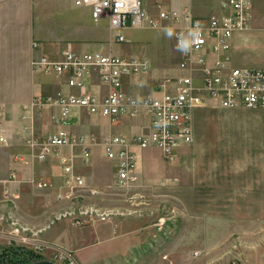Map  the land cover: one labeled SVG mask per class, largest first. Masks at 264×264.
Here are the masks:
<instances>
[{"label":"rangeland","instance_id":"374dc122","mask_svg":"<svg viewBox=\"0 0 264 264\" xmlns=\"http://www.w3.org/2000/svg\"><path fill=\"white\" fill-rule=\"evenodd\" d=\"M147 1L153 16L158 5L205 16L218 12L224 0ZM62 2L0 0V136L6 137L5 143L0 142V264L32 259L58 264H264V192L257 187L264 184V108L243 107L233 115L228 109L211 110L201 129L208 153L203 167L214 171L250 161V185L256 187L250 191V203L183 200L175 158L165 159L158 149L145 151L151 161L140 162L138 180L125 187L115 184L116 170L104 158L99 139L91 158L87 162L79 158L76 165L85 181L82 187L67 182L58 162L51 169L55 158L38 159L27 139L54 127L49 123L45 128L47 109L25 118L23 107L35 94L32 57L51 56L59 48L61 56L63 47L71 43L62 24L69 23L71 29V14L83 9L63 13ZM84 13L80 19L105 38L97 48L148 59V69L134 78L158 77L154 91L181 74L167 23L156 29L126 28V40L117 41L107 19L96 23ZM258 22L264 26V10ZM94 48L91 44L87 50ZM250 56L251 67H264L263 36L257 34L250 42ZM45 75L38 77L48 79ZM221 153V160L213 156ZM243 154L249 157H227ZM236 174L226 172L222 178L229 182ZM38 181L47 186H37ZM247 209L250 222L243 224L250 233L229 231L235 217Z\"/></svg>","mask_w":264,"mask_h":264},{"label":"built area","instance_id":"2783aa9c","mask_svg":"<svg viewBox=\"0 0 264 264\" xmlns=\"http://www.w3.org/2000/svg\"><path fill=\"white\" fill-rule=\"evenodd\" d=\"M74 3L89 8L96 23L107 19L109 27L116 31L117 41L126 40L123 34L126 28L156 29L167 23L172 29L182 73L167 84L169 89L163 86L160 95L137 96L124 90L123 81L128 75H139L148 69L147 58L100 50L78 52L70 46L59 57L47 54L32 57L34 71L66 75L68 86L78 89L67 94L38 93L23 107L25 118L36 111L53 110L51 120L56 130L38 138L31 135L27 142L36 149L39 160L56 158L67 182L73 186L85 185L83 176L76 170L77 159L87 162L93 154L92 140L69 128L76 108L110 122L142 113L148 117V132L112 134L101 143L104 155L115 162V184L119 187L138 180L142 150L155 147L170 160L179 147L192 143L193 111L207 101L225 108H264V67L229 63L230 39L236 31L251 27L254 0H224L219 12L205 16L165 10L159 5L153 16L147 0H74ZM93 74L109 86L107 94L89 90L87 79ZM0 142H6L4 135L0 136ZM37 186L47 184L38 181ZM37 248L41 249V245Z\"/></svg>","mask_w":264,"mask_h":264},{"label":"crops","instance_id":"0c3cea01","mask_svg":"<svg viewBox=\"0 0 264 264\" xmlns=\"http://www.w3.org/2000/svg\"><path fill=\"white\" fill-rule=\"evenodd\" d=\"M61 10L63 13H74L75 9H83L78 14H71L70 24L72 25L71 29L68 27L69 23L62 24L65 28L64 34L68 39H70V44L63 47L66 48L70 46L72 49L78 52H86L92 51L87 50L91 44H94V50H100L97 48L99 44L105 39L100 33L96 31L94 28H89V24L85 22V20H81V16L83 17L86 11L90 16L91 12L87 7H80L74 3V0H62ZM220 4V3H219ZM178 7L180 5L176 4ZM220 6V5H219ZM218 6V12L220 11V7ZM264 10V0H254L253 8H252V17H251V27L245 31H236L231 39V48L229 51V63L233 66H245L251 67L250 61H253L252 56H250V42L254 39V37L258 34V36L264 37V26L258 22L261 18L262 11ZM76 11V10H75ZM217 13V12H216ZM74 19V20H73ZM66 22H69L66 21ZM67 31V32H66ZM258 32V33H257ZM110 37V35H109ZM95 40V41H94ZM116 40V38H115ZM59 41V39H57ZM62 41V40H61ZM62 49V50H63ZM93 50V51H94ZM59 52H61V48L57 50L54 54H50L53 57H59ZM106 53H110L107 51H103ZM122 55V54H120ZM123 56V55H122ZM137 57V56H135ZM179 60V58H178ZM236 61V62H235ZM243 64V65H239ZM177 70L182 73L177 64ZM39 74L43 73H35L36 77L33 81V89L35 90V94L45 92V94L55 95L58 92L62 93H76L78 89L69 87L67 84V76L66 75H56V74H46L48 76L45 80H41L38 77ZM137 75H128L124 78L123 88L125 91L132 95H160L165 87H168V83L165 87H160V91H154V84L159 83L160 79L154 75L134 78ZM89 90L98 93L100 95H105L109 92V86L101 81L97 74H93L87 79ZM33 94V95H35ZM243 107H235V108H225L220 106L215 101H207L204 105L198 106L193 111V129H194V140L192 143L188 145H184L179 147L174 155V170L181 175V182L183 188V196L186 201H194V202H217V203H250V191H254L256 188L253 184L250 185V161L245 163H235L233 165L226 166L225 168L220 166L219 169H215L214 171H210L206 167H203L202 159L205 158L208 154L206 152L207 148H205V144H207V136L204 135L203 131H201L205 120L208 118V114L211 110H225L228 109L233 115L235 112L241 110ZM247 108V107H245ZM249 109V108H247ZM52 109H47L49 113V122L45 128L50 126L54 127L53 131L56 130V126L51 120ZM227 115V116H228ZM98 121L104 124L98 125ZM50 123V126H49ZM104 127L103 130L99 127ZM44 128V127H43ZM71 131L75 133H81L86 135L89 139L92 140L93 150L95 148V144L97 143V139H99L100 144L103 139L112 134H126L133 135L134 133L139 132H148L150 129V122L148 117L142 113L137 117H122L113 122H110L108 119L100 116H95L87 113L82 109H74L73 117L71 120V124L69 125ZM90 135H87V133ZM86 133V134H85ZM98 137H95L94 135ZM102 134V135H101ZM101 148L102 144L100 145ZM148 149H157L155 147H151ZM141 151V165L142 163L145 165L150 162L151 159L145 157V151ZM80 148L78 149V151ZM159 150V149H158ZM160 151V150H159ZM161 153V151H160ZM104 155V154H103ZM161 156L163 157L162 153ZM213 156H218L221 160L223 158V154H217ZM243 156L249 157L248 154L243 155H227L228 158H242ZM104 158L110 162L109 166L115 168V162L113 160L108 159L105 155ZM51 169L55 170V165L57 166V159H53ZM79 158L77 159L78 162ZM112 164V165H111ZM140 165V166H141ZM60 167V166H59ZM61 168V167H60ZM140 168V167H139ZM116 170V169H115ZM219 170V171H218ZM237 173V177L233 180L226 182L222 176L224 173ZM212 177L216 179L214 181H209L207 178ZM258 188H263L264 192V184L257 185ZM243 212V211H242ZM239 214L235 217L237 218L235 221H232L233 224L229 231L235 230L239 233L246 232L250 233V228L245 229L244 222H250V209H247L243 212V215L239 218ZM241 224V226H240ZM239 226V227H238ZM244 226V227H243Z\"/></svg>","mask_w":264,"mask_h":264},{"label":"water","instance_id":"95a60500","mask_svg":"<svg viewBox=\"0 0 264 264\" xmlns=\"http://www.w3.org/2000/svg\"><path fill=\"white\" fill-rule=\"evenodd\" d=\"M26 264H58V263L49 259H40V260H34Z\"/></svg>","mask_w":264,"mask_h":264},{"label":"trees","instance_id":"16d2710c","mask_svg":"<svg viewBox=\"0 0 264 264\" xmlns=\"http://www.w3.org/2000/svg\"><path fill=\"white\" fill-rule=\"evenodd\" d=\"M33 260V259H32ZM32 260H30V261H25V262H23V263H21V264H26V263H29V262H32ZM34 261V260H33Z\"/></svg>","mask_w":264,"mask_h":264},{"label":"clouds","instance_id":"9594fccd","mask_svg":"<svg viewBox=\"0 0 264 264\" xmlns=\"http://www.w3.org/2000/svg\"><path fill=\"white\" fill-rule=\"evenodd\" d=\"M184 49L187 50V44L184 45Z\"/></svg>","mask_w":264,"mask_h":264}]
</instances>
